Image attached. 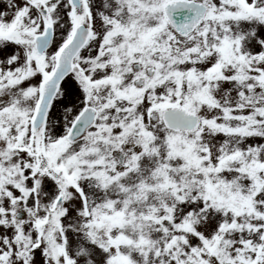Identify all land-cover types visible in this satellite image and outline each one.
<instances>
[{"label":"snow or ice","instance_id":"obj_1","mask_svg":"<svg viewBox=\"0 0 264 264\" xmlns=\"http://www.w3.org/2000/svg\"><path fill=\"white\" fill-rule=\"evenodd\" d=\"M0 264H264V0H0Z\"/></svg>","mask_w":264,"mask_h":264}]
</instances>
